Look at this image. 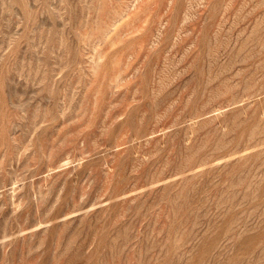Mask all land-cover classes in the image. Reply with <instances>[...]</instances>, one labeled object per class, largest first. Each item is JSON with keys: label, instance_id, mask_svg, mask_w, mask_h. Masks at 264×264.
I'll list each match as a JSON object with an SVG mask.
<instances>
[{"label": "rangeland", "instance_id": "rangeland-1", "mask_svg": "<svg viewBox=\"0 0 264 264\" xmlns=\"http://www.w3.org/2000/svg\"><path fill=\"white\" fill-rule=\"evenodd\" d=\"M0 264H264V0H0Z\"/></svg>", "mask_w": 264, "mask_h": 264}]
</instances>
